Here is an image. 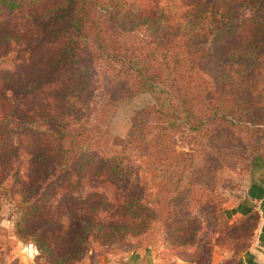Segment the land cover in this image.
I'll return each mask as SVG.
<instances>
[{
	"label": "trees",
	"instance_id": "obj_1",
	"mask_svg": "<svg viewBox=\"0 0 264 264\" xmlns=\"http://www.w3.org/2000/svg\"><path fill=\"white\" fill-rule=\"evenodd\" d=\"M45 1L0 0V16L20 12L33 32L38 24L29 13ZM162 1L50 4L38 28L48 38L44 45L53 47L52 59L27 89L51 86L56 110L24 125L42 137L39 159L51 164L58 181L51 191L65 180L79 188L88 174L103 177L116 188L121 224L134 226L135 237L164 221L176 239L197 223L183 209L186 199L219 160L240 150L241 158L248 153L264 164V0H248L242 24L213 0ZM5 41L6 55L14 47L17 55L33 53L9 36ZM143 94L153 102L133 117L128 138L111 139L116 109ZM4 115L6 129L13 119ZM100 118L103 127L93 123ZM215 151L218 157L210 158ZM39 199L18 200V212L38 209ZM85 232L90 240L100 233L92 226Z\"/></svg>",
	"mask_w": 264,
	"mask_h": 264
},
{
	"label": "rangeland",
	"instance_id": "obj_2",
	"mask_svg": "<svg viewBox=\"0 0 264 264\" xmlns=\"http://www.w3.org/2000/svg\"><path fill=\"white\" fill-rule=\"evenodd\" d=\"M180 1L193 4L198 0H175ZM55 2L46 0L31 9L34 27L40 25L45 9ZM212 3L239 24L250 14L248 0H213ZM26 20V15L20 12L0 16V264H119L131 253L145 249L167 263L189 260L212 264L216 253L239 255L250 243L257 225L256 218H236L229 214L245 198L255 164L248 153L241 158L240 150L236 152L240 157L233 152L225 155L215 164L210 178L203 177L190 191L186 199L188 206L183 209L197 217V223L189 230H181L176 239L171 238L164 221L135 237L130 232L134 226L121 224L116 188L103 177L88 174L82 177L79 188L65 180L50 190L58 181L53 177L51 164L39 159L42 137L24 124L40 122L55 113L51 86L27 89L31 82L40 79L50 63L53 47L44 45L48 38L38 25L32 32ZM6 36L30 46L32 55H17L20 49L15 47L16 52L6 55ZM11 97L17 103L14 109L8 103ZM152 102V94H143L121 104L110 119L109 137L126 140L133 117ZM4 114L8 120L13 119L6 129L2 123ZM93 123L103 127L101 118ZM176 144L181 145L180 138ZM216 154L217 151L210 158L218 157ZM208 160L200 163L201 171L206 169ZM92 193L97 194L90 196ZM41 196L38 209L18 212V200L35 197L40 201ZM156 197L157 191L152 199ZM207 201L208 209L204 206ZM91 226L100 233L90 240L85 231Z\"/></svg>",
	"mask_w": 264,
	"mask_h": 264
},
{
	"label": "crops",
	"instance_id": "obj_3",
	"mask_svg": "<svg viewBox=\"0 0 264 264\" xmlns=\"http://www.w3.org/2000/svg\"><path fill=\"white\" fill-rule=\"evenodd\" d=\"M251 184L243 201L239 202L230 212L231 217L251 216L256 218L254 235L246 248L239 255L216 253L212 264H264V164L256 163L252 168ZM119 264H195L178 260L167 263L153 255L149 249L135 251L122 259Z\"/></svg>",
	"mask_w": 264,
	"mask_h": 264
}]
</instances>
